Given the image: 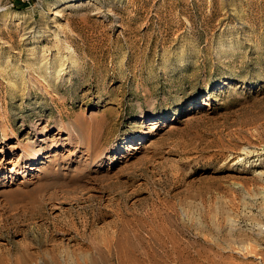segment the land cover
<instances>
[{"label":"rangeland","instance_id":"374dc122","mask_svg":"<svg viewBox=\"0 0 264 264\" xmlns=\"http://www.w3.org/2000/svg\"><path fill=\"white\" fill-rule=\"evenodd\" d=\"M0 264H264V0H0Z\"/></svg>","mask_w":264,"mask_h":264},{"label":"bare ground","instance_id":"6f19581e","mask_svg":"<svg viewBox=\"0 0 264 264\" xmlns=\"http://www.w3.org/2000/svg\"><path fill=\"white\" fill-rule=\"evenodd\" d=\"M72 1H74V0H55V3L56 4H58V5H62V4H64V3H66V2H72ZM29 31H32L31 29H29ZM41 134H43V131H41ZM9 138V137H8ZM7 138V139H8ZM43 150L42 149H39L33 156H32V158H30L31 160L30 161H32L31 162V165H33V164H35L36 163V161L40 158V157H42L43 156V152H42ZM10 152V151H9ZM8 153V152H7ZM30 167H32L33 168V166H30ZM31 169V168H30ZM19 171H17V173H18Z\"/></svg>","mask_w":264,"mask_h":264}]
</instances>
